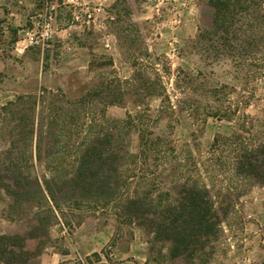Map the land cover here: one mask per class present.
<instances>
[{
  "label": "rangeland",
  "instance_id": "1",
  "mask_svg": "<svg viewBox=\"0 0 264 264\" xmlns=\"http://www.w3.org/2000/svg\"><path fill=\"white\" fill-rule=\"evenodd\" d=\"M39 1L35 10L40 7ZM62 2L58 0L59 4ZM63 5L60 4L56 27L72 24L80 28L73 29L75 32L65 45L55 42L49 48L52 37L43 51L26 50L33 54L29 55L30 64L36 66L41 86L29 91L35 79L18 82L15 74L0 73V176L30 169L32 175L50 178L56 175L57 181L64 179L75 168L91 130L101 133L123 121L127 113L155 115L160 100L146 97L153 87L158 91L163 87L172 104L180 107L176 98L181 96L175 83L182 85L189 77L194 82L184 85L192 89L220 84L232 87L228 97L238 116L241 113L257 116L264 111V76L253 83L233 81L237 73L229 60L203 52L198 34L211 25L213 18L208 0H106L98 2L96 8L80 5L83 9L80 11L76 7L79 12L75 17L71 14L74 7ZM13 38L11 34L3 37L0 30V48L13 53ZM8 52L6 56L15 62H24L21 56L18 59ZM87 93L91 96L85 97ZM135 93L142 95L140 100ZM250 94L254 99L247 107L244 104ZM22 96L26 100L20 115L25 124L18 127L20 131H14L17 126L15 113L11 112L14 109L1 110ZM34 96L38 101L35 120L42 126L38 162L34 149L32 158L28 156L30 136L25 129L29 118L26 113L32 106L29 97ZM192 97L206 103L203 96ZM110 102L117 105H108ZM198 113L195 119L186 112L175 120L158 121L153 129L155 136L168 137L171 133L176 147L188 146L194 152L199 149L195 154L203 155L216 135L237 131V121H218L204 118L202 110ZM16 116L19 118V113ZM12 141L16 144L10 145ZM138 145L137 134L131 133L129 150L136 153ZM3 182L10 185L7 180ZM32 198L35 194L30 193ZM60 198L68 200L70 196L60 194ZM113 203L111 208L116 206ZM25 206L21 198L13 203L11 195L0 187V221L9 224L0 222V231L26 236L32 228H40L36 234L42 238L28 239L25 245L29 251L41 252L25 264H51L53 256L57 264H264V186L249 191L235 212L225 218L211 253L207 251L201 261L194 263L170 259L168 245L153 243L144 230L107 210L101 212L87 205L68 209L72 205L66 204V208L55 212L54 218L42 214L35 219L36 210ZM11 216H19L21 220L9 222ZM40 218H47L41 226L37 221Z\"/></svg>",
  "mask_w": 264,
  "mask_h": 264
},
{
  "label": "trees",
  "instance_id": "2",
  "mask_svg": "<svg viewBox=\"0 0 264 264\" xmlns=\"http://www.w3.org/2000/svg\"><path fill=\"white\" fill-rule=\"evenodd\" d=\"M208 5L213 10L211 25L198 34L203 52L229 60L237 73L233 81L253 83L264 76V0H208ZM193 82L189 77L182 85L175 83L181 96L176 98L180 107L172 104L163 87L161 91L153 87L146 97L160 100L155 115L127 113L123 121L101 133L91 130L75 168L64 179L57 181L56 175L39 177L28 169L30 172L1 175L0 187L11 195L13 203L21 198L25 208L35 209V219L42 214L54 218L55 212L66 208V204L72 205L68 209L87 205L101 212L107 210L144 230L153 243L168 245L170 259L201 261L202 255L213 250L212 244L221 235L225 218L235 212L251 189L264 186V111L257 116L247 113L238 116L228 97L232 87L220 84L192 89L184 85ZM193 95L203 96L206 103L193 99ZM135 96L140 100L142 95L135 93ZM29 99L32 106L23 128L30 136L28 156L32 158L34 149L38 162L42 126L35 120L38 101L35 96ZM253 99V95H248L244 105L249 107ZM24 100L25 97H18L1 110L14 109L11 111L17 124L14 131H20L18 127L25 124L20 115ZM200 110L204 118L237 121V131L216 135L203 155L195 154L199 149L194 152L188 146L176 147L171 133L168 137L155 136L153 129L158 121L175 120L186 112L195 119ZM131 133H136L139 140L136 153L129 150ZM166 185L167 188L163 187ZM131 186L134 188L129 192ZM30 193L35 198L30 199ZM60 194H67L70 199L60 198ZM113 202L116 206L111 208ZM8 219L21 220L19 216ZM46 219L37 220L38 225ZM39 230L34 227L26 236L0 234V262L25 264L39 255L40 249L29 251L25 245L28 239L42 238L36 234Z\"/></svg>",
  "mask_w": 264,
  "mask_h": 264
},
{
  "label": "crops",
  "instance_id": "3",
  "mask_svg": "<svg viewBox=\"0 0 264 264\" xmlns=\"http://www.w3.org/2000/svg\"><path fill=\"white\" fill-rule=\"evenodd\" d=\"M105 1L106 0H81L80 5L83 8H90L91 6L93 8H96L98 2ZM60 4L61 7L63 4L66 5V0H63V2ZM36 6L37 0H0V30L3 37H6L7 34H11L12 36H14L12 42V47H14V49L15 47L25 49V36L32 28V22H35L36 20ZM77 12L79 11L76 8L72 9V16L75 17L77 15ZM86 24L90 26V21L87 20ZM78 28L80 27L74 26L72 24H65L64 27L59 29L57 27V30L53 36L54 39L51 41V45H49L48 47H52L55 42L60 45H65V43H67L69 40L70 34H73L75 32L74 30H78ZM26 50H29V48H26ZM26 50L25 53L21 56L22 58H24V62L22 64H19V62H15V60L10 56H6L8 51L5 52L3 48H0V73H4L6 75L15 74L18 82L20 80H25V78H27V81L35 79L36 81L33 88L28 89L29 91H35L41 86V81L37 79L38 74L36 66H32L30 64L32 62V59H30L31 56L29 57V55L33 54L29 51L26 53ZM13 53L15 54L14 51ZM13 53L11 52L10 54L12 56H15ZM17 58L19 59L20 56H17ZM0 210L2 211V209ZM0 222L3 224H7L3 221ZM0 234L7 233L0 231ZM57 262L58 261H55V256H53V259H51V264H57Z\"/></svg>",
  "mask_w": 264,
  "mask_h": 264
},
{
  "label": "built area",
  "instance_id": "4",
  "mask_svg": "<svg viewBox=\"0 0 264 264\" xmlns=\"http://www.w3.org/2000/svg\"><path fill=\"white\" fill-rule=\"evenodd\" d=\"M39 3L40 7L37 10L36 20L32 22V28L25 36V49L18 47L14 49L17 56H22L26 48L43 50L56 32V18L60 9L58 0H40ZM66 4L80 8V11L83 10L79 5V0H66Z\"/></svg>",
  "mask_w": 264,
  "mask_h": 264
}]
</instances>
